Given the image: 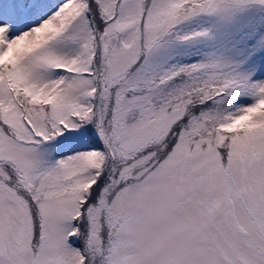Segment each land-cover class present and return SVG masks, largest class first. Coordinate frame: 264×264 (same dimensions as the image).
Segmentation results:
<instances>
[{"label": "snow or ice", "instance_id": "1", "mask_svg": "<svg viewBox=\"0 0 264 264\" xmlns=\"http://www.w3.org/2000/svg\"><path fill=\"white\" fill-rule=\"evenodd\" d=\"M252 4L0 0V264H264V80L161 66Z\"/></svg>", "mask_w": 264, "mask_h": 264}, {"label": "rangeland", "instance_id": "2", "mask_svg": "<svg viewBox=\"0 0 264 264\" xmlns=\"http://www.w3.org/2000/svg\"><path fill=\"white\" fill-rule=\"evenodd\" d=\"M203 30H208L210 36L166 45L162 50L161 66L167 68L220 57L236 71L250 75L253 80H264V74L259 70L255 75L251 73V66L258 63L255 55L264 52V48H260L264 45V6L252 4L244 7L226 21L210 16L195 17L179 29L181 33ZM257 48H260L259 52ZM248 98V103H251L252 99Z\"/></svg>", "mask_w": 264, "mask_h": 264}, {"label": "trees", "instance_id": "3", "mask_svg": "<svg viewBox=\"0 0 264 264\" xmlns=\"http://www.w3.org/2000/svg\"><path fill=\"white\" fill-rule=\"evenodd\" d=\"M249 101L250 99L248 97L242 96L237 103H248Z\"/></svg>", "mask_w": 264, "mask_h": 264}]
</instances>
